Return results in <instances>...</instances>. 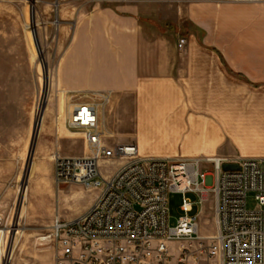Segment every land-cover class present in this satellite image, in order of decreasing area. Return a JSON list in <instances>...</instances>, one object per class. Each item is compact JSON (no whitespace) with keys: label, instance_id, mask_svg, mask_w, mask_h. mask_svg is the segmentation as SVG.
I'll use <instances>...</instances> for the list:
<instances>
[{"label":"rangeland","instance_id":"rangeland-1","mask_svg":"<svg viewBox=\"0 0 264 264\" xmlns=\"http://www.w3.org/2000/svg\"><path fill=\"white\" fill-rule=\"evenodd\" d=\"M50 3L0 0V264H54L53 243L44 238L54 217L85 211L99 194L79 184L57 188L46 179L57 153L78 156L85 151L81 132L66 124L75 97L58 84L60 62L68 50L61 30L71 29L78 14L123 11L147 32L213 49L229 76L257 87V92L243 94L242 104L251 98L264 103V0H64L59 32ZM71 36L67 34L66 41ZM122 163L103 161L101 174L113 175ZM188 197L196 202L190 215H198L201 234L213 236V195H207L205 203L193 193ZM182 201L181 194L169 195L172 227L183 215ZM257 207L254 195H249L248 208Z\"/></svg>","mask_w":264,"mask_h":264},{"label":"built area","instance_id":"built-area-1","mask_svg":"<svg viewBox=\"0 0 264 264\" xmlns=\"http://www.w3.org/2000/svg\"><path fill=\"white\" fill-rule=\"evenodd\" d=\"M39 1L30 0L32 5ZM61 1L50 0L57 32ZM185 45L181 38L179 49ZM110 98L106 92L99 100L71 101L66 124L81 132L88 152L57 153L54 182L57 188L79 184L99 194L79 217H54L44 237L53 243L54 263L264 264V157L142 156L135 143H113L114 136L101 126L99 111ZM107 160L123 163L104 177L100 162ZM225 164L236 166L225 169ZM171 193L183 196V215L174 227L169 224ZM189 193L197 195L199 203L213 195V236L201 234L198 215H190L196 202ZM251 194L256 209L248 208Z\"/></svg>","mask_w":264,"mask_h":264},{"label":"crops","instance_id":"crops-1","mask_svg":"<svg viewBox=\"0 0 264 264\" xmlns=\"http://www.w3.org/2000/svg\"><path fill=\"white\" fill-rule=\"evenodd\" d=\"M61 31L68 50L58 84L75 100L111 94L99 115L113 143H135L145 157H264V103L242 104L257 87L229 76L213 49L190 41L180 50L138 19L107 9L82 12ZM83 144L78 156L88 152ZM46 175L55 183L54 167ZM85 211L60 216L73 220Z\"/></svg>","mask_w":264,"mask_h":264},{"label":"water","instance_id":"water-1","mask_svg":"<svg viewBox=\"0 0 264 264\" xmlns=\"http://www.w3.org/2000/svg\"><path fill=\"white\" fill-rule=\"evenodd\" d=\"M236 165H232V164H225L224 167L225 169H228V168H233L235 167Z\"/></svg>","mask_w":264,"mask_h":264},{"label":"bare ground","instance_id":"bare-ground-1","mask_svg":"<svg viewBox=\"0 0 264 264\" xmlns=\"http://www.w3.org/2000/svg\"><path fill=\"white\" fill-rule=\"evenodd\" d=\"M58 23V22H57Z\"/></svg>","mask_w":264,"mask_h":264}]
</instances>
